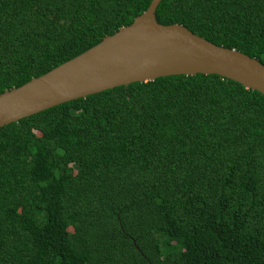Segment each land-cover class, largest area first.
<instances>
[{"label": "trees", "instance_id": "trees-1", "mask_svg": "<svg viewBox=\"0 0 264 264\" xmlns=\"http://www.w3.org/2000/svg\"><path fill=\"white\" fill-rule=\"evenodd\" d=\"M151 0H0V93L130 24ZM264 65V0H161ZM0 264H264V94L169 75L0 126Z\"/></svg>", "mask_w": 264, "mask_h": 264}, {"label": "water", "instance_id": "water-1", "mask_svg": "<svg viewBox=\"0 0 264 264\" xmlns=\"http://www.w3.org/2000/svg\"><path fill=\"white\" fill-rule=\"evenodd\" d=\"M151 0L133 21L80 54L0 93V126L52 106L169 75L217 74L264 94V65L186 28L161 24Z\"/></svg>", "mask_w": 264, "mask_h": 264}]
</instances>
